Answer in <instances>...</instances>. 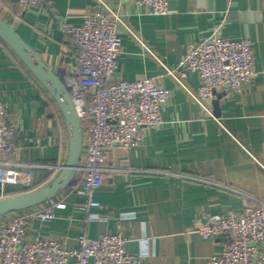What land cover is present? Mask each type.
I'll return each mask as SVG.
<instances>
[{"label":"crops","instance_id":"crops-1","mask_svg":"<svg viewBox=\"0 0 264 264\" xmlns=\"http://www.w3.org/2000/svg\"><path fill=\"white\" fill-rule=\"evenodd\" d=\"M106 1L144 42L118 24L117 76L148 75L170 89L167 123L146 128L137 149L110 150L104 184L94 194L100 206H88L69 186L55 199L65 207L55 208L51 219L32 220L30 232L74 246L82 233L121 232L128 253L145 254L142 264H208L229 238H203L198 228L206 214L241 210L245 194L264 205V0H171L167 15L149 14L134 0ZM96 6L97 0H45L23 10L18 0H0V16L62 75L78 63L63 24H81ZM217 26L226 37L253 42L258 71L240 94L221 99L219 117L212 103L213 114L204 111L162 65L176 67L188 46ZM199 84L197 74L187 78L190 89ZM0 98L17 129V150L6 156L12 165L0 168V196H12L53 180L68 158L70 138L57 101L1 37Z\"/></svg>","mask_w":264,"mask_h":264},{"label":"built area","instance_id":"built-area-1","mask_svg":"<svg viewBox=\"0 0 264 264\" xmlns=\"http://www.w3.org/2000/svg\"><path fill=\"white\" fill-rule=\"evenodd\" d=\"M44 1L18 0L23 10ZM134 1L152 15L171 11V0ZM120 23L144 43L106 0H97L81 24H63L78 60L77 70L63 78L77 105L85 138L81 165L70 186L79 189L88 206L101 205L94 194L104 184L110 150L117 145L137 149L146 128H161L167 123L163 109L170 102V89L148 75L135 80L117 76L123 50ZM254 59V44L249 38L226 37L217 26L189 45L176 67L161 62L167 74L212 115L211 103L217 93L224 92L223 98L240 94L257 77ZM191 74L200 80L196 90L187 85ZM16 150L17 129L10 125L0 98V168L12 165L6 156ZM250 198L245 194L241 210L206 214L204 225L198 228L203 238L211 240L221 234L229 238L208 264H264V205L251 203ZM65 205L51 200L45 208L35 206L0 217V264H142L145 254L128 253V238L121 232L98 237L82 233L75 246L30 232L32 220L51 219L55 208Z\"/></svg>","mask_w":264,"mask_h":264},{"label":"water","instance_id":"water-1","mask_svg":"<svg viewBox=\"0 0 264 264\" xmlns=\"http://www.w3.org/2000/svg\"><path fill=\"white\" fill-rule=\"evenodd\" d=\"M0 37L17 53L34 75L44 84L59 104L69 132V154L57 176L48 184L33 191L0 197V217L12 212L26 210L51 200L74 183L84 153V128L74 98L63 76L53 70L32 48L26 39L0 16ZM224 92L217 93L212 101L214 115H221V99Z\"/></svg>","mask_w":264,"mask_h":264},{"label":"trees","instance_id":"trees-1","mask_svg":"<svg viewBox=\"0 0 264 264\" xmlns=\"http://www.w3.org/2000/svg\"><path fill=\"white\" fill-rule=\"evenodd\" d=\"M51 181H52L51 178H49V179L47 180L46 184L50 183ZM46 184H45V185H46ZM39 187H41V186H38L37 188H39ZM37 188H35V189H37ZM35 189H34V190H35ZM32 191H33V190H32ZM27 192H30V191H27ZM27 192H23V191L21 192V191H20V192H18V193H16V194H13L12 196L19 195V194H23V193H27ZM5 196H9V195H5ZM5 196H0V197H5Z\"/></svg>","mask_w":264,"mask_h":264},{"label":"rangeland","instance_id":"rangeland-1","mask_svg":"<svg viewBox=\"0 0 264 264\" xmlns=\"http://www.w3.org/2000/svg\"><path fill=\"white\" fill-rule=\"evenodd\" d=\"M62 76L64 77V76H65V74H62Z\"/></svg>","mask_w":264,"mask_h":264}]
</instances>
